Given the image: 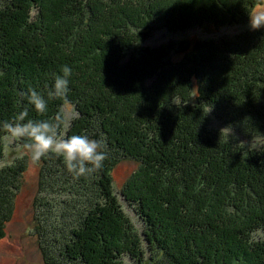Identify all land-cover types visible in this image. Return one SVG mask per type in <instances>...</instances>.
<instances>
[{
    "label": "trees",
    "instance_id": "trees-1",
    "mask_svg": "<svg viewBox=\"0 0 264 264\" xmlns=\"http://www.w3.org/2000/svg\"><path fill=\"white\" fill-rule=\"evenodd\" d=\"M263 2L0 3V159L15 140L28 150L27 140L2 129L25 108L26 120L59 112L65 139L96 130L107 154L101 169L81 177L61 158L46 170L40 160L32 216L42 264H264V145H253L264 140V34L235 47L144 46L159 27L185 33L238 25ZM64 65L72 69L68 95L48 97ZM29 87L47 99L45 113L21 95ZM66 105L76 113L70 124ZM125 158L140 164L122 195L140 227L113 193L111 169ZM10 168L0 240L27 170L24 163ZM62 178L68 199L59 208L49 186L55 194Z\"/></svg>",
    "mask_w": 264,
    "mask_h": 264
},
{
    "label": "rangeland",
    "instance_id": "rangeland-1",
    "mask_svg": "<svg viewBox=\"0 0 264 264\" xmlns=\"http://www.w3.org/2000/svg\"><path fill=\"white\" fill-rule=\"evenodd\" d=\"M1 2H4V0H0V3ZM180 2H182V4L185 3V1ZM257 7H264V2L262 4H257L252 9H250L248 20L241 19V23H238V25L220 28L219 30H213L209 26L202 28L197 27L185 33H170L165 28L159 27V30L152 34V37L144 43V46H147L149 48H160L172 42L179 44L181 48H185V45H188L190 49V47L192 46H194L193 48H195L196 46H201V44L204 42L210 41L218 43L227 42L229 46L233 45L232 47H235L238 44L242 43V40H247V36H249V34H264V28L253 30L250 27V13H252L253 10ZM183 55L184 54H180L179 56H177L176 60L180 61ZM230 109L231 110H229L228 114L232 115L233 117L234 110L232 108ZM63 111L66 122L70 124V122L76 117L74 107L72 105H66L65 107H63ZM214 123L215 127H217L216 129L221 126V124L219 125L216 120L213 121V125ZM66 133L67 128L65 127L60 137L65 139ZM85 135L93 138L94 140L100 141L98 139L99 135L96 130L95 133ZM15 143L16 148H11L10 150L6 151L4 157L0 159V233L2 232L1 227L4 223V219L8 217L10 213L9 210L6 209L5 205H7L8 203L7 200L9 197L7 196V194L10 193L9 191H11L8 186L11 182L6 179H10L12 175L6 173V170H8V168L10 167H15L16 169L19 164L23 163L26 164L27 170L23 174L22 185L20 188L21 191L19 192L15 200V207L13 210V214L11 215V220L6 222L7 226L6 229H4L5 236L0 240V264H42L40 253L41 249L40 245L38 244L39 240H37L38 226H34L32 215L34 211L33 203H35L36 199L38 198L39 192H41L42 190L39 186V179L41 171L40 164L42 166L43 163H41L42 161L33 162L31 160L30 151L20 149L21 146L17 143L16 140ZM247 143L248 145H251L246 141V144ZM253 145L260 147L264 145V140L257 139L256 142L253 143ZM60 158L63 159L61 156H58L56 154H48L44 159L45 165H43V167H50L53 163H55L54 166H58ZM48 162L49 165H47ZM139 168L140 164L138 162L125 158L119 160V162L116 163V165L111 169L110 172L113 182V193H115L114 195L117 197L122 208L130 216V218L133 219L137 227H140V223L134 216L131 207H129L128 203L124 200L122 195L126 183L131 179L133 175L138 172ZM11 169L13 170V168H10V171ZM5 183L7 184V186ZM63 184L64 178H62L60 188L55 191L56 193L54 192L55 194H52V189L56 187L51 185L49 186V199L50 201L56 203L59 208H61V201H66L68 199V197H65L64 194L61 195L60 191L64 187ZM52 211L56 212V210ZM35 214L37 213L35 212ZM39 220V223H46L45 219H42V217Z\"/></svg>",
    "mask_w": 264,
    "mask_h": 264
},
{
    "label": "clouds",
    "instance_id": "clouds-1",
    "mask_svg": "<svg viewBox=\"0 0 264 264\" xmlns=\"http://www.w3.org/2000/svg\"><path fill=\"white\" fill-rule=\"evenodd\" d=\"M250 27L253 30L264 28V7H257L250 13ZM61 72L62 75L55 76L48 97H67L72 69L64 65ZM21 95L27 98L28 104L34 106L38 113L47 111V99L34 88L29 87ZM28 116L29 110L25 108L12 120L3 121L2 129L12 137L28 141L24 147L30 151L33 162H39L50 153L56 154L63 158L68 171L77 177L91 175L103 167L107 154L103 150L102 141L90 139L86 135L61 138L58 130L63 121L59 112L51 120H26Z\"/></svg>",
    "mask_w": 264,
    "mask_h": 264
}]
</instances>
